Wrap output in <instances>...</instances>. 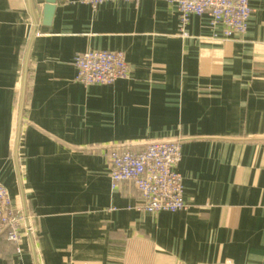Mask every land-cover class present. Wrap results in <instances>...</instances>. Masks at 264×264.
<instances>
[{
  "label": "crops",
  "instance_id": "1",
  "mask_svg": "<svg viewBox=\"0 0 264 264\" xmlns=\"http://www.w3.org/2000/svg\"><path fill=\"white\" fill-rule=\"evenodd\" d=\"M227 37L186 34L174 0H0V182L25 220L0 264H264V0ZM119 50L130 74L76 80L75 54ZM182 145L186 210H138L109 155Z\"/></svg>",
  "mask_w": 264,
  "mask_h": 264
},
{
  "label": "built area",
  "instance_id": "2",
  "mask_svg": "<svg viewBox=\"0 0 264 264\" xmlns=\"http://www.w3.org/2000/svg\"><path fill=\"white\" fill-rule=\"evenodd\" d=\"M108 1L139 0H82L93 8ZM179 13V26L186 34L192 15H207L213 26L221 25L227 37L243 35L248 30L253 13L250 0H174ZM76 80L84 85H110L130 74V65L119 50L89 49L74 57ZM182 145L177 139L155 140L140 149L115 148L109 155L112 188L131 182L139 192L136 208L157 213L186 210L185 186L178 165ZM25 216L13 206L8 188L0 182V231L16 246L18 253Z\"/></svg>",
  "mask_w": 264,
  "mask_h": 264
},
{
  "label": "water",
  "instance_id": "3",
  "mask_svg": "<svg viewBox=\"0 0 264 264\" xmlns=\"http://www.w3.org/2000/svg\"><path fill=\"white\" fill-rule=\"evenodd\" d=\"M57 0H45L44 5V24L50 25L55 12V4Z\"/></svg>",
  "mask_w": 264,
  "mask_h": 264
}]
</instances>
